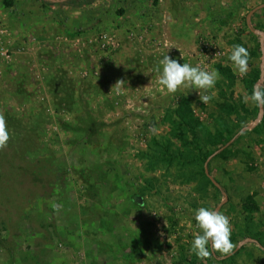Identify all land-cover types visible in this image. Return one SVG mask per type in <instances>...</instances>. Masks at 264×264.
Segmentation results:
<instances>
[{"label": "rangeland", "instance_id": "374dc122", "mask_svg": "<svg viewBox=\"0 0 264 264\" xmlns=\"http://www.w3.org/2000/svg\"><path fill=\"white\" fill-rule=\"evenodd\" d=\"M0 6V264H264V0Z\"/></svg>", "mask_w": 264, "mask_h": 264}, {"label": "built area", "instance_id": "2783aa9c", "mask_svg": "<svg viewBox=\"0 0 264 264\" xmlns=\"http://www.w3.org/2000/svg\"><path fill=\"white\" fill-rule=\"evenodd\" d=\"M102 37L105 38L106 36L103 34ZM14 53L15 51L11 47L8 26L0 13V60L9 59Z\"/></svg>", "mask_w": 264, "mask_h": 264}, {"label": "crops", "instance_id": "0c3cea01", "mask_svg": "<svg viewBox=\"0 0 264 264\" xmlns=\"http://www.w3.org/2000/svg\"><path fill=\"white\" fill-rule=\"evenodd\" d=\"M0 13L4 17V14L2 13L1 6H0ZM131 25H137V23H132ZM130 27H133V26H130ZM18 32L20 33L21 31H18ZM145 35H146L145 36V41H146L145 42V44H146L145 45L146 46L145 49H147V53H151L150 51H159V50H157V49H159V46H156L155 41H153V39H152V37H154L153 33H152V28H151V31L147 32V34H145ZM18 38H20V37H18ZM148 42H151L152 44L148 43Z\"/></svg>", "mask_w": 264, "mask_h": 264}, {"label": "trees", "instance_id": "16d2710c", "mask_svg": "<svg viewBox=\"0 0 264 264\" xmlns=\"http://www.w3.org/2000/svg\"><path fill=\"white\" fill-rule=\"evenodd\" d=\"M154 264H162V263H161L160 261L157 260Z\"/></svg>", "mask_w": 264, "mask_h": 264}]
</instances>
